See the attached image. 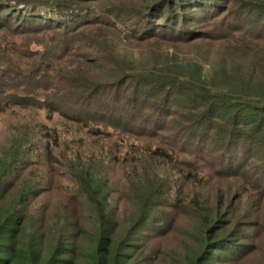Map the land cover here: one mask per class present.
I'll return each instance as SVG.
<instances>
[{
	"label": "trees",
	"instance_id": "trees-1",
	"mask_svg": "<svg viewBox=\"0 0 264 264\" xmlns=\"http://www.w3.org/2000/svg\"><path fill=\"white\" fill-rule=\"evenodd\" d=\"M79 1L84 4L0 0L2 27L18 34L44 31L53 36L52 42H40L45 51L34 61L36 76L26 79V73L17 68L9 70L7 78L18 82L23 92L6 97L2 103L23 108H40L39 103H46L45 109L86 129L90 139L59 153L62 142L55 137L54 143L44 145L41 162L22 153L20 160L13 158L0 168V264L246 262L259 247L238 241V234L225 232L234 225V218L225 219L230 213L225 209L230 206V194L216 185L240 173L256 158L252 176L257 177L247 182L264 195V0H231L234 7H229L230 0H145L141 9L122 11L87 6L100 0ZM14 2L26 10H17ZM250 14L258 19L247 28ZM116 20L129 30L125 35L132 41L149 34L173 42L188 41L189 37L230 46L244 42L226 59L233 74L221 78L224 85L237 91L214 93L209 86L180 83L172 74L130 77L115 51L113 63L87 61L80 53L83 42L77 40L81 27L108 25L123 34ZM205 22L210 30L196 34V25ZM104 66L109 69L100 72ZM22 77L34 79L36 88L23 84ZM128 81L156 90L164 106L149 104L151 98L139 103L137 89L132 98L121 99L119 87ZM109 88L115 89L116 102L106 106V111L92 110L95 96L108 93ZM42 94L48 101L41 102ZM170 101L172 106L167 107ZM148 107L159 119L150 131L143 126L145 118L140 120ZM162 107L165 110H160ZM157 113L166 117L164 124ZM174 115H179L183 124L175 122L169 147L146 145L143 138H161ZM103 120L109 121L114 132L90 128L92 121ZM117 132L138 138H123L125 145L115 148L112 143L117 141ZM211 135H215L213 156L207 159L205 172L202 159H194L196 151L188 146L206 148ZM57 178L71 186L56 188ZM197 187L210 191L206 199L193 195ZM52 191H59L58 204L46 198ZM180 216L190 218L193 226L185 229L178 251L169 253L166 260L162 255L147 254L152 241L168 239L177 232L175 224ZM255 223L252 227L261 225L256 219Z\"/></svg>",
	"mask_w": 264,
	"mask_h": 264
},
{
	"label": "rangeland",
	"instance_id": "rangeland-1",
	"mask_svg": "<svg viewBox=\"0 0 264 264\" xmlns=\"http://www.w3.org/2000/svg\"><path fill=\"white\" fill-rule=\"evenodd\" d=\"M71 1H75V4H84L79 0ZM144 1L145 0H100L98 2L87 3V6L95 9L116 8L121 11L127 9L138 10L141 9L140 6H142ZM234 1L237 2L236 0ZM234 1L229 3V7H234L236 5ZM12 5L17 7V10L19 11L26 10L15 2L12 3ZM256 19H258L257 16L250 14V16H248L249 24L247 28L253 27L252 25ZM116 22L118 21L116 20ZM117 26L123 30V34L117 33L115 29L108 25L93 24L91 26L81 27L80 32L82 33L79 34L80 36L77 40L83 42L79 45L82 46L80 53L86 56L85 59L87 61L91 62L92 59H98L99 63L102 61L107 63L108 60H112L113 63L115 62L113 58L116 59L113 52L115 51L122 57V59L118 58V62H121L124 68H127L130 77L135 76V78H137L142 76L143 73H152V75L158 76L159 74H172L180 83H186L188 85L201 84V88L205 89L209 86L214 93H232L233 91H237L236 87L224 85L221 82V78L223 76L229 77L233 74V68L226 62V59L229 56L228 54L234 53V50L239 51V45L244 42H236L233 46H230L227 43L203 42L200 41V38L198 37H189L191 39L184 42H173L160 37L152 38L149 34L148 36L142 34L139 38L137 37L132 41V39L129 40V38L126 37L127 35H125L130 33L129 30L124 29L119 22ZM209 26L210 25L207 22L202 26L196 25L199 31L195 33L200 34L201 31L207 32L210 30ZM157 34L161 33L157 31ZM134 35L136 34L134 33ZM52 41L53 36L52 33L49 32L43 31L36 34H18L12 32L10 28L2 27L0 25V168L4 167L5 164L8 165L13 158L17 157V161L20 160L22 156L20 154L22 153L28 154V158L32 157L34 160H37L38 158V161L36 162H41V158H43L41 156H43L45 152L43 148L44 145L48 142L51 144L54 143L55 137H59L62 142V147L59 153L68 152L70 148H78L83 143L90 141L86 129H82V127L75 123L64 119L58 113L49 112L48 108H44L47 105L46 103H39V105L42 106L40 108L31 106L26 108L9 107L7 105L8 102L2 103L5 101L6 97L12 94H21L23 92L21 91V88H19L20 85L18 82H13V80L7 78L9 76V70L17 68L19 71L26 73V79L28 75L36 76L33 71V68L35 67L34 61L39 60V53L43 54L45 51L40 42ZM109 56V59L105 58ZM107 68L108 66H104L103 71L100 72H104ZM44 73H46V71L41 74ZM21 79L23 80V84H28V87L31 86L32 88H36V84L33 82L34 79L32 80L29 78L28 81L24 79V77ZM143 85L128 81L123 84L122 87L120 85L121 88L119 87V92L117 94L121 99H125V97L132 98L133 91L137 89L140 92L137 97L139 103H141L142 100L151 98L148 99L149 104H152L155 107L159 105L164 106L162 95H158L159 93H157L156 90L153 91V89H149V87ZM193 86L198 87L199 85ZM109 89L110 90L107 91L108 93H99L95 96L91 105L92 110L97 109L99 111H106V106L112 105L116 102V100L113 101V98H116L114 97V93L116 92L115 89ZM143 89L145 90L144 92ZM45 96L47 95L42 94L39 96V98L42 99L41 102L48 101ZM169 106H172L171 101L168 102L167 107ZM148 108L149 109H145V114L140 120L142 122L145 118V122H142L143 126L150 131L154 128V121L159 119L152 116V108ZM163 109L165 110L164 107L160 110ZM180 112L187 113L183 111ZM157 117L160 118L161 124H164L162 121H165L166 117L162 115L160 116L158 113ZM176 121L179 125L183 124V120L179 115H174V117L169 119V123L165 126L167 131L162 133V137L158 140L152 139V137H145L143 138L145 144L150 146L151 143L152 147L159 145L167 147L169 145L168 142L170 136L176 132L173 130V127L176 126ZM108 122V120L99 122L92 121L89 126L91 129L100 128L101 130L114 132L112 127H108ZM156 126L159 127L161 125L157 124ZM117 133L119 134L116 135L117 141L115 140L116 142L112 143L115 148L116 145L119 148H121L122 145H125L124 139L126 137H129L132 140L134 139V141L138 138L137 136L131 137L127 135L124 137L120 132ZM215 135L210 136L211 139L207 142L206 148L203 146L200 150H197L190 145L188 146L190 150L194 149L196 151V154H192L194 159H202L200 164H202V168L205 172H207V159H210L213 156L212 148L214 146ZM95 141L101 142L100 139H95ZM134 141H131L130 144H139V142L136 143ZM106 142L109 143V140ZM180 143L178 145L179 149H181ZM93 147L95 148V145H93ZM256 163V158L252 161L249 160L246 167L241 170L240 173L234 176L231 174V176L222 181V185H216V187L225 190L230 194V201L228 204L230 206L225 208L227 209V212L230 213L225 219L230 220L234 218V225L228 227L225 232L232 233L231 235L233 236L238 234L236 237L238 241L246 242L251 245L256 244L259 247L256 253L247 257V261L244 262L245 264H264V255L262 253L264 250V199H262L264 198V195L253 190V187L251 186L252 184L247 182H253L257 177L252 176L256 171ZM45 182V185L48 186V182L46 180ZM54 183V186L58 189H65L68 186H71L69 182L59 178L55 179ZM199 184L202 185V183ZM206 187L211 186L208 185ZM197 189L198 191L193 195L201 197L202 199L208 197L210 191L202 189L201 187H197ZM57 192L51 193L53 195H46V198L49 197L52 204H58L60 197ZM244 196L247 198H244ZM181 216L177 219L175 224L176 228H178L177 232L170 235L168 239L152 241L147 254L157 255L158 257H161L162 255L161 258L166 260L169 253L178 251L181 247L179 240L183 238L185 229L188 228L191 230V227L193 226L190 218ZM255 219L259 220L261 223L260 226L252 227L256 226ZM243 236H247L248 238H244Z\"/></svg>",
	"mask_w": 264,
	"mask_h": 264
}]
</instances>
